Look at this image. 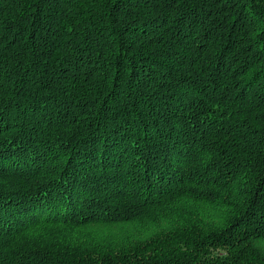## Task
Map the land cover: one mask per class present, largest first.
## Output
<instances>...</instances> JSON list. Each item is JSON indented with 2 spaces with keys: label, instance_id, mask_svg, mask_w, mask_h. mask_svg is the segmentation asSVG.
<instances>
[{
  "label": "trees",
  "instance_id": "trees-1",
  "mask_svg": "<svg viewBox=\"0 0 264 264\" xmlns=\"http://www.w3.org/2000/svg\"><path fill=\"white\" fill-rule=\"evenodd\" d=\"M0 264H264V0H0Z\"/></svg>",
  "mask_w": 264,
  "mask_h": 264
}]
</instances>
